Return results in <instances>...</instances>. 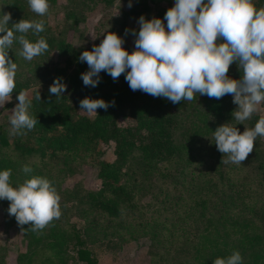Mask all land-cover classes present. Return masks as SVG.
<instances>
[{
    "label": "trees",
    "instance_id": "obj_1",
    "mask_svg": "<svg viewBox=\"0 0 264 264\" xmlns=\"http://www.w3.org/2000/svg\"><path fill=\"white\" fill-rule=\"evenodd\" d=\"M92 1L109 10L117 0ZM148 3L136 0L126 18L149 19ZM253 3L264 7V0ZM0 12L11 13L9 24L42 19L45 30L39 36L28 33L27 38L34 42L43 37L49 45L31 61L19 55L18 43L9 49V57L18 65L10 105L18 103L15 97L20 91L41 86L30 98V113L38 123L27 130L37 147L25 137L11 141L0 125V170H12L13 186L32 176L45 177L54 186L58 182L40 167L64 173L70 162L89 158L100 181L97 192H85L72 206L85 226L82 232L69 222L61 224L62 214L38 231L32 230L31 222L18 225L13 216L25 243L17 264H33L42 254L43 264H97L84 238L91 233L120 242L147 239L150 264H212L233 251L240 252L243 264H264V137L256 138L253 151L237 165L223 162L226 155L216 149L212 134L221 124L237 123L231 115L237 107L231 94L220 99L202 95L203 126L179 139L181 122L170 112L173 103L167 98L133 91L124 76L113 80L104 71L96 87L85 86L80 74L88 70L87 63L79 60L81 53L69 42L54 35L46 15L31 11L27 0H1ZM68 17L73 18L72 13ZM242 74L237 62L229 66L230 78L240 79ZM56 77L67 85L60 98L48 91ZM85 97L114 104L106 110L97 108L91 119L80 111L79 101ZM260 106L264 113V103ZM260 117L254 113L236 127L243 132ZM100 145L113 146L112 163L102 160L103 153L98 155ZM30 158L39 162L29 164ZM23 165L30 166L31 173H24ZM73 198L70 192L61 193L60 207Z\"/></svg>",
    "mask_w": 264,
    "mask_h": 264
},
{
    "label": "clouds",
    "instance_id": "obj_2",
    "mask_svg": "<svg viewBox=\"0 0 264 264\" xmlns=\"http://www.w3.org/2000/svg\"><path fill=\"white\" fill-rule=\"evenodd\" d=\"M34 13L44 16L49 0H27ZM132 6L129 0L128 7ZM199 9V11H198ZM10 12H0V108L12 99L16 87L18 65L9 57V49L20 45L19 55L26 61L42 55L49 47L45 38L30 41L28 33L39 36L45 30L44 21L20 19L9 24ZM162 19H145L141 15L136 29H125L134 39V50L122 45L123 37L107 33L91 51H83L79 60L88 70L81 73L85 86L96 87L99 73L104 71L113 80L121 74L131 90H141L153 97H164L173 104L191 101L199 95L220 99L231 94L237 107L231 113L236 124L224 123L212 131L216 149L226 155L224 163L241 165L253 151L254 141L264 137V116L251 128L240 132L236 127L257 112L264 103V7L257 8L253 0H174ZM167 28V31L165 30ZM218 39L224 42L216 43ZM237 62L242 75L232 79L229 66ZM62 77L53 79L49 93L56 98L66 90ZM18 103L9 117L13 133L31 130L38 122L30 113L31 101L25 91L16 95ZM40 100V96L36 97ZM114 101L85 97L79 101L80 111L95 114L107 109ZM31 173L28 165L21 169ZM11 169L0 170V200L9 201L8 214L18 225L31 222L33 231L44 229L61 216L60 196L52 182L42 176H32L13 186ZM212 264H243L239 251L227 257H217Z\"/></svg>",
    "mask_w": 264,
    "mask_h": 264
},
{
    "label": "rangeland",
    "instance_id": "obj_3",
    "mask_svg": "<svg viewBox=\"0 0 264 264\" xmlns=\"http://www.w3.org/2000/svg\"><path fill=\"white\" fill-rule=\"evenodd\" d=\"M1 1V0H0ZM149 19L159 15L162 19L167 9L173 7L174 0H160L154 3V0H148ZM129 0H117L112 9H103L92 0H57L56 4L49 3V10L46 15L48 25L54 35L69 42L80 53L87 50L91 51L93 45H99L107 33H115L124 38L125 43L122 47L131 52L134 50L135 37L129 33L125 34V29H136L139 25L137 19H127V13L135 6L136 0H132V6L128 7ZM199 11V9H198ZM72 13L73 18L68 16ZM167 31V28L165 29ZM40 63V61H38ZM120 76H124L121 74ZM119 76V77H120ZM41 89V86L34 87L27 91L28 99L31 98L34 91ZM6 101L3 108H0V125L8 134L12 141L17 137L29 138L32 146L37 147L35 137L26 129L20 130L19 134L13 133L12 126L9 122L11 111L16 105H10ZM171 113H175L180 122L179 139H185L194 130L198 131L203 126L201 123L202 115H206L203 105L202 95L197 94L191 101L181 100L172 104ZM258 115L264 113L261 106L258 107ZM89 118H94L95 114H88ZM102 160L112 163L114 161L113 146L100 145L98 155H102ZM38 163L37 158H30L29 164ZM64 166H60V169ZM45 175H52L57 193L70 192L74 195L73 199L65 201L64 206L60 207L63 221L69 222L68 226L75 225L81 232L85 226L77 217V211L72 208L80 197L87 193H95L100 189V181L97 178V170L90 164L89 158L70 162L68 169L64 173L58 172L55 168L40 167ZM148 197L143 196L142 200L147 201ZM9 201L0 200V264H17L16 257L25 251L23 234L19 227L16 226L13 216L8 214ZM60 203V201H59ZM86 248L91 252L92 257L97 264H150L147 255L149 241L145 238L132 242H120L109 236H103L99 233H91L90 236H84ZM75 258L73 252L70 254ZM45 262L44 254L37 255L33 264H43ZM69 264H78L69 263Z\"/></svg>",
    "mask_w": 264,
    "mask_h": 264
}]
</instances>
